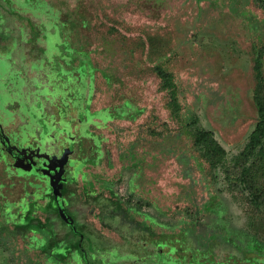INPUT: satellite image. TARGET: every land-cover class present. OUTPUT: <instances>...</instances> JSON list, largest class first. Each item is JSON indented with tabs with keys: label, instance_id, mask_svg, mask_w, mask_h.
<instances>
[{
	"label": "rangeland",
	"instance_id": "374dc122",
	"mask_svg": "<svg viewBox=\"0 0 264 264\" xmlns=\"http://www.w3.org/2000/svg\"><path fill=\"white\" fill-rule=\"evenodd\" d=\"M44 1L60 13V19L53 13L48 16L43 8L39 12L40 7L28 2L21 5L24 13H30L36 21L37 29L47 31L45 62L28 56L26 63L40 64L45 73H51L43 92L39 75L27 92L31 101L43 98L47 106L54 102L64 105L67 99L76 109L70 116L78 119L71 124L61 122L55 137L47 139L48 145L66 138L63 134H73L72 145L78 143L80 152L84 153L88 145L94 147L84 160L87 162L75 169L76 176L86 166L99 163L107 179L105 183L97 180L98 187L160 235L159 240L165 241L161 252H166L167 241L173 240L177 253L190 261L191 254L185 253L179 243L184 238L179 232L188 229L200 236L198 243L206 242L208 237L203 236L218 234L234 238L247 253L264 257V145L247 155L258 118L253 76L254 66L260 62L264 86V6L256 0ZM6 2L13 9L19 6L18 0H6L2 2L4 8ZM62 18L73 23L65 39L58 31L59 27H68ZM11 24L9 21V27ZM7 25L0 13V45L2 36L23 41L31 36L32 31L22 26L11 28L15 30L10 33ZM66 40L75 48L83 46L93 51L92 63L97 69L93 92L71 75H83L77 65L86 57L73 51ZM46 59L49 63L43 65ZM12 62L9 57L0 61V76L7 73L13 77L9 69L21 62ZM28 69L24 68L25 78L32 76ZM100 71L115 84L110 89ZM19 79L6 98L5 89L0 87V109L6 105L15 124L25 125L27 112ZM169 82L177 87L174 98L159 91ZM122 100L132 104L131 113L141 110L136 128H125L135 123L126 121V116L119 117L120 113H116L118 119L105 118V126H96L93 120H100L95 111L107 106L116 108ZM40 108L33 102V113L37 115ZM48 113L56 120L60 112L54 107ZM3 114L0 110V124ZM83 117H87V124L81 122ZM75 124L79 125L76 129ZM8 144L11 142H7V149ZM142 144L156 150L160 155L157 162L144 164L139 151ZM2 148L0 153L4 152ZM95 150H101L99 157H93ZM135 160L138 163L132 166ZM4 168L0 161V264H59L43 248L49 246L48 251L54 255L62 253L61 247L24 231L23 217L27 204L36 206L32 216L42 220L49 208L61 205L28 194V187L8 177ZM85 170L93 171L90 167ZM7 172L10 174V169ZM16 173L25 174L21 170ZM87 179L91 181V175ZM23 192V201H18ZM88 219L96 222L93 212ZM140 246L134 254L155 252L148 243ZM102 256L108 261V255ZM74 257L78 259L77 254Z\"/></svg>",
	"mask_w": 264,
	"mask_h": 264
},
{
	"label": "trees",
	"instance_id": "16d2710c",
	"mask_svg": "<svg viewBox=\"0 0 264 264\" xmlns=\"http://www.w3.org/2000/svg\"><path fill=\"white\" fill-rule=\"evenodd\" d=\"M5 1L6 0H0V13L1 17L3 16L5 23L8 24L6 30L10 31L11 33V30H15L22 26L23 30L29 29L30 32H32L31 36H29L28 39L24 41L19 39L8 40L7 38H5V36H2L3 38L1 39L4 44L1 43L0 45V61L3 60L4 57H9L10 60L12 59L14 64L16 62H21V65L10 68V65L6 64V66L10 68L9 71H12L11 74L13 77L11 78L7 75V73L6 76H2L3 74H1L0 87H2L3 90L5 89L3 91V97L6 98L7 95H10L12 93L13 86L16 87V85L18 84V79L15 78L18 76L19 78H21L19 79V81H21L22 84V87H20V96L25 99V103L28 99L31 100L30 96L25 92L28 91V89L32 87L33 84L30 81L31 78H25L24 68H29L28 70L32 72L34 81L36 80V77L38 75L39 77H42L43 80L44 76L46 78L51 73H45L42 70L43 67L40 66V64H35L34 62L33 64L26 63L29 58L28 56H34L36 60L45 62L43 58L45 57L46 52V39L44 32L42 33L41 29H37L38 25L37 23H35L36 21L34 22V20L30 18L31 16L29 15V13H24V8L21 5L28 2L31 5L40 7L39 12H41L43 8L47 12L48 16H50L51 13H53L54 16L56 14L57 20L60 19V13L58 11H55L54 7L44 0H18L17 4L19 6H15V9L9 7L8 2H6L7 7L4 8V6H2V2ZM256 1L260 7L261 5L264 6V0ZM45 5H47V8L44 7ZM5 12L6 15L9 16V20L5 18ZM61 20L62 22H64L63 24L67 23L65 25L68 26L67 28L59 27L58 30L62 37L65 39L68 37L64 36L67 34L69 35L72 32L73 23L70 19L68 20L67 18H62ZM9 21L10 23H12L10 27ZM17 23H19V26L12 27V25H15ZM33 32L36 33L35 36H33ZM64 43L66 44V42ZM68 44L72 47L73 51L76 50L80 55H85L86 57L84 60H78L77 65L78 70H81L83 75H76L74 73L71 75L77 79L79 85L83 83L84 86H87L88 91L90 90L91 92H93L92 90L94 89L95 85V73L97 71L96 67L92 63L91 56L93 51H89L83 46L75 48L70 42H68ZM58 60L61 63L64 62L62 58ZM46 62L47 63H44L43 65H47L49 63L48 59H46ZM258 62H260V60H258ZM23 63L26 64L22 66ZM52 63L54 64V68H56L55 62L53 61ZM65 63L67 62L65 61ZM260 63L254 66V71L256 72V74L253 76V101L258 118L255 129L249 137V143L247 144V155H253L258 147L261 148L264 145V86L261 81L262 79ZM54 68L52 69L53 72H57L54 70ZM66 72L67 71H64V73ZM100 73L101 77L104 78L106 84H108L109 89L110 86L115 85L114 83L112 84L113 81L111 82L110 77H108L102 71H100ZM44 82L45 81L41 82V79L40 82H38V84L43 87L40 89V92L44 91ZM91 87H93L92 90ZM159 91L165 93L171 98H174L177 95L176 85H172L170 82L163 85ZM89 95L90 93L88 94V96ZM120 102L121 105L116 106V108L107 106L103 109V111H95L97 113V118L100 120V123L94 121L95 119L93 120L96 126H105V124L103 123L105 118L108 119L110 117V119L112 120L118 119V114L120 113L119 117L126 116V121L135 123L131 124V127L128 126L125 128H136L134 126H137V124L139 123L138 117L142 114L141 110L134 109L133 113H131L129 109H131L132 104L128 103L125 100H122ZM3 103H5V100H3ZM166 108L168 109L169 107L166 106ZM114 110H116L117 112H115ZM107 125L108 124L106 123V126ZM203 134L207 136L208 133ZM101 138L105 141V137L101 136ZM261 149H264V147H262ZM139 151L140 156H142V161L145 160L144 164H146L147 166L149 165L148 162H150V164L152 165L155 160L157 162V157H160L156 150L153 151V147H150L147 144H142ZM4 158V154L0 153V161H2L3 163ZM137 163V160H135V162H132L131 164L133 166L137 165ZM95 165L100 164L96 163ZM4 169L6 171L9 168L5 167ZM55 200L58 201L56 197ZM92 206L98 209V213H100L101 217H103L106 228L110 229L112 232H115L121 238L122 243H116L109 237L98 235L95 227H93V224L90 223L86 217L90 212ZM25 207V209L28 211L23 217V222L25 223L24 231L37 234L40 237L42 236L43 239H41L45 242L51 240L52 244H54L55 246L59 245L61 247L60 250H62L61 254L54 253V255H52V253L48 251L49 246H45L43 248L45 254L50 253L49 255L54 256L59 264H264V257H261L257 254L247 253L242 248V246L239 245V243H237V241L232 237L218 236V234L203 236L202 238H208L206 239V242L202 244L198 243L200 240H198L197 238H200V236L194 235V233L190 232L188 229H182L180 231L181 233L179 232L180 235H184L183 240L180 239L179 243L180 246L184 249L185 253H191L193 261L191 260V262H189L185 256L177 253L176 242L173 240L167 241L166 245L169 247V249H167L166 252H161V244L165 241L159 240L160 235L152 228H150L145 222H141V220H139L135 215H132L126 209V207L111 194L109 196H105L104 194H86L85 201L75 199L67 209L63 210L62 206H57V209L49 208V210H47L46 216H44V222L42 218L32 216V211L36 208L34 204H27L25 205ZM123 217L124 220H122ZM150 237L154 238V240L148 241ZM185 237H187V239ZM191 237H193V240L190 239ZM187 241H189L190 244ZM107 243H110L111 245H108ZM143 243H148V246L154 248L155 252L147 253L145 251L140 255L134 254V251L138 248H141L140 245ZM112 245H115V247ZM145 249L146 248L144 247L141 250L144 251ZM105 251H112V254L114 252H118V254L120 255H125L121 258L120 263H110L104 261L101 258V254H103ZM76 254L78 256V259L74 257ZM70 256H72L73 258L71 259ZM64 259L66 261H64Z\"/></svg>",
	"mask_w": 264,
	"mask_h": 264
},
{
	"label": "flooded vegetation",
	"instance_id": "af4514ba",
	"mask_svg": "<svg viewBox=\"0 0 264 264\" xmlns=\"http://www.w3.org/2000/svg\"><path fill=\"white\" fill-rule=\"evenodd\" d=\"M29 15L31 16L30 13ZM44 34H47V31L44 32ZM31 77L30 81L33 84L34 77ZM15 78L18 79L19 77L17 76ZM40 79L41 82L45 81L43 84L44 87L45 85H48V82L50 83V79L48 77L45 78L44 76L43 80L42 77H40ZM13 88L15 87L13 86ZM25 93L28 94L27 91ZM37 100L31 101L28 99L23 105V109H25V111L27 112V117H24V122L26 123L25 125L20 123L15 124L13 119L14 116L12 114L9 115L7 111H5L6 105L2 106L0 109L4 111V119H2L0 124V147H3L2 149L4 151V165L5 167L10 169V174L6 170L7 176H12L16 179H19L22 186L28 187V194L42 197L51 204L56 201L62 206L63 210L67 209L75 199L85 201L86 194H104L105 196H108L103 188L98 187L99 185L96 182L97 180H99L100 183H105L107 179L106 175L99 170V165L86 166L85 168L90 167L93 169V171L91 173H88L84 168L82 170H79V172L77 173L78 177L76 176L75 169H78L80 164L84 165L87 162L86 160L84 163V160L89 157H87V155L92 152V149H94V147L88 145L84 153L82 151L80 152V149H78V141L76 142L77 146H75V143L74 145H72V140L75 138V135L73 134H63L66 136V138L62 139L60 137L61 139L59 141H56L55 143L53 141L51 145H48V142H46L48 138L55 137L58 131V127H61V122H69L71 124L72 120L76 119L75 117L70 116V114L74 113L76 110L73 107V103L68 101L67 99L64 105H59L54 102L47 109L45 108V112L44 110L41 111V118H39L38 116L36 117L35 113H33V102L38 103ZM39 102V104H43L41 99ZM54 107L57 108L60 112L57 115L56 120L53 119L54 116L49 115L48 113V109L50 110ZM38 112L39 111H36L37 115ZM32 118H39V121L35 125H32ZM76 120L78 121V119ZM81 120H83L81 121L82 123L85 121L84 124H87V117H83L81 118ZM77 126L79 125L75 124L74 128L76 129ZM14 127L17 128L16 131H13ZM37 130H39L40 132L37 133ZM37 135L39 136V138L37 137ZM7 141L11 142L10 145L8 144L9 149H7ZM52 147H55L57 151L51 152L50 148ZM56 149H54L53 151H55ZM100 152L101 150H95V152H93V157L94 155L98 157ZM44 153L48 154L49 163H46L44 168H42L40 166L42 160L41 162L38 161V163L36 159L39 155H42ZM8 158L11 159V163H8ZM16 170L24 171V176H18ZM31 171H34V173ZM88 175H91V181H88ZM31 178L32 181H30ZM17 183H19V181ZM52 188H55L58 191V195L60 197L58 201L55 200V197L52 193ZM85 191H87V193ZM80 193H82V196ZM25 194L24 192L22 194H19L18 201L22 202ZM91 212H93V214L95 215V223L91 222L88 219ZM86 217L87 220L93 224V227H95L98 235L109 237L116 243H122L121 238L115 232H112L110 229L106 228L103 217H101L100 213H98L97 208L92 206L90 212ZM122 220H124V217L122 218ZM104 231L106 232L104 233ZM41 238L43 239L42 236ZM107 244L111 245L110 243ZM112 246L115 247V245ZM111 252L105 251L102 254L103 256L108 255L107 262L110 263H120L121 258L125 255H120L118 254V252H114L112 254ZM116 256H119L120 259H116ZM191 260L193 261V258L188 261L191 262Z\"/></svg>",
	"mask_w": 264,
	"mask_h": 264
},
{
	"label": "water",
	"instance_id": "95a60500",
	"mask_svg": "<svg viewBox=\"0 0 264 264\" xmlns=\"http://www.w3.org/2000/svg\"><path fill=\"white\" fill-rule=\"evenodd\" d=\"M40 99L42 100V102H43V104H39L40 102ZM40 99H38L37 100V102H38V104L41 106V108L40 109H38V115H36V117L38 116L39 118H41L40 116H41V111H43L44 110V112H45V108L47 109L49 106H47L46 104H45V101H44V99L43 98H40ZM46 106V107H45ZM39 118L37 119V118H32L31 119V122L33 123L32 125H35L36 124V122H38L37 120H39ZM8 142V141H7ZM54 149H56L55 147H52V148H50V150H51V152H56L57 151V149L55 150V151H53ZM37 162L39 161V162H41V160H42V162L39 164L42 168H44V166H45V164L46 163H49V156H48V154L47 153H44V154H42V155H39L38 157H37ZM38 162V163H39ZM32 164H34V163H32ZM35 166V165H34ZM33 173H34V171H33ZM52 193H53V195L57 198V199H59L60 197H59V195H58V191L55 189V188H52Z\"/></svg>",
	"mask_w": 264,
	"mask_h": 264
}]
</instances>
